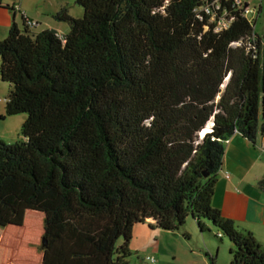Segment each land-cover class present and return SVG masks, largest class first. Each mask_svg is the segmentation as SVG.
I'll list each match as a JSON object with an SVG mask.
<instances>
[{"label":"trees","instance_id":"1","mask_svg":"<svg viewBox=\"0 0 264 264\" xmlns=\"http://www.w3.org/2000/svg\"><path fill=\"white\" fill-rule=\"evenodd\" d=\"M74 2L80 17L51 14L66 33L20 17L0 40L4 112L25 114L20 137L0 140V264H128L147 219L213 227L228 264H264V246L211 206L224 141L264 134L256 17L233 0Z\"/></svg>","mask_w":264,"mask_h":264},{"label":"crops","instance_id":"2","mask_svg":"<svg viewBox=\"0 0 264 264\" xmlns=\"http://www.w3.org/2000/svg\"><path fill=\"white\" fill-rule=\"evenodd\" d=\"M34 4L25 5L23 0L6 4L15 8L14 13L12 16V12L6 9L10 22L3 21L0 27L7 31L12 20L17 25L15 15L20 24L22 14L33 22L31 32L43 29H53L60 35L67 32L68 25L65 22L51 17V14L64 7L62 1L36 0ZM223 148L221 169L215 182L211 206L223 217L230 219L238 230L251 232L255 239L263 237L264 190L258 187L257 181L264 172V134L257 132L251 143L240 134L233 133L224 141ZM152 224L153 221L147 219L133 227L129 249L135 255L143 251L144 255L154 257L155 262L144 261L142 256L132 264H164L162 256H169L175 261L178 259L179 264H209V261L199 256V252L192 249L188 231H160L151 227ZM182 232L188 235L187 239L181 237Z\"/></svg>","mask_w":264,"mask_h":264},{"label":"rangeland","instance_id":"3","mask_svg":"<svg viewBox=\"0 0 264 264\" xmlns=\"http://www.w3.org/2000/svg\"><path fill=\"white\" fill-rule=\"evenodd\" d=\"M18 0H0V24L4 21H7V23L10 22V15L7 13V10L4 8L6 7V4H9L10 2H17ZM25 5H32L36 2V0H23ZM42 1V0H37ZM52 1V0H47ZM56 1H62L64 7L66 8L67 13L72 17H80L82 14V9L75 4V0H56ZM250 7H261L260 13L255 18V25L254 30L257 34L260 35V37L264 38V0H248ZM35 5V4H34ZM3 7V8H1ZM15 21L17 25L19 26L18 17L15 15ZM66 24V23H65ZM7 34V31L0 27V40L3 39ZM9 85L6 82L0 81V140H3L5 142H13L16 139L20 137L19 135V129L21 126V123L23 122L25 118L24 113H18L13 115H6L4 112V104H5V97L8 92ZM260 175H261V171ZM189 220L185 222V224L181 227L180 231H188L190 234V240H191V247L194 250V252L198 253L200 257H204V259L207 260L208 258L206 255H204L205 252L209 255H215V262L216 264H228V241L224 236L220 237V240H218L214 234L216 233V230L213 227H208V231H204L202 233H198L195 229L193 224H190ZM191 225V226H190ZM258 242L260 245L264 246V236L263 237H257ZM172 250V249H171ZM145 253L143 251H140L136 255L131 252L130 257L128 258V264H132V262L136 261L137 258L143 256V260H145ZM164 260V264H179L177 262L178 259L173 260L169 256H162ZM149 262V261H147ZM151 263V262H150Z\"/></svg>","mask_w":264,"mask_h":264},{"label":"built area","instance_id":"4","mask_svg":"<svg viewBox=\"0 0 264 264\" xmlns=\"http://www.w3.org/2000/svg\"><path fill=\"white\" fill-rule=\"evenodd\" d=\"M218 1L219 0H211V5L215 9L219 8ZM233 3H234V5L238 6L239 8H241L243 10V14L247 18L253 19V18L256 17L257 8L256 7H250L248 0H233ZM10 8H11V12L14 13V9L15 8L13 6H11ZM198 10H203L204 12L208 13L209 12V6H208V4L201 5L200 7H198ZM20 15H21V17H23L22 14H20ZM214 16L215 15L213 13H211L210 20H212L214 18ZM25 20H26V23L29 26H33V22L32 21H30V20H28L26 18H25ZM217 23H218L219 26L220 25H222V26L225 25V21L223 19H219L218 18ZM144 258H145V260H147L149 262H152V263L155 262V259L152 256H145Z\"/></svg>","mask_w":264,"mask_h":264},{"label":"bare ground","instance_id":"5","mask_svg":"<svg viewBox=\"0 0 264 264\" xmlns=\"http://www.w3.org/2000/svg\"><path fill=\"white\" fill-rule=\"evenodd\" d=\"M208 126L206 125V127L205 128H203L202 130H201V134L203 133V132H205L206 130H208V128H207Z\"/></svg>","mask_w":264,"mask_h":264},{"label":"water","instance_id":"6","mask_svg":"<svg viewBox=\"0 0 264 264\" xmlns=\"http://www.w3.org/2000/svg\"><path fill=\"white\" fill-rule=\"evenodd\" d=\"M12 16H13V12H12ZM12 19H13V17H12ZM263 40H264V38H263ZM208 126V125H207ZM208 128V130H209V126L207 127ZM203 134V133H202Z\"/></svg>","mask_w":264,"mask_h":264}]
</instances>
